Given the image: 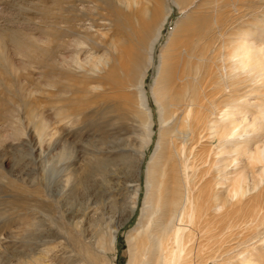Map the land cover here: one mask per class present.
I'll use <instances>...</instances> for the list:
<instances>
[{"label":"rangeland","instance_id":"obj_1","mask_svg":"<svg viewBox=\"0 0 264 264\" xmlns=\"http://www.w3.org/2000/svg\"><path fill=\"white\" fill-rule=\"evenodd\" d=\"M183 2L181 11L172 0H0V264H88L86 249L98 264L129 263L162 151L155 98L173 44L196 26L187 61L208 122L192 158L202 248L186 257L264 264V0ZM164 14L144 79L150 120L133 86L102 84L123 48L145 42L142 24ZM125 93L134 110L123 109Z\"/></svg>","mask_w":264,"mask_h":264},{"label":"bare ground","instance_id":"obj_2","mask_svg":"<svg viewBox=\"0 0 264 264\" xmlns=\"http://www.w3.org/2000/svg\"><path fill=\"white\" fill-rule=\"evenodd\" d=\"M172 2L181 11L184 10L183 0H172ZM164 16L162 22L159 21L156 15L155 18H151L147 25L142 24L143 27H148L145 42L138 41L134 45L129 44L128 47L121 50L122 55L116 57L118 67L114 66L113 69L124 72L125 75L113 71L109 79L102 84V86L110 85L112 93L115 88L126 92L127 86H133L136 89L134 92H138L140 96L139 105L142 106L147 118L150 120L153 116V110L148 104L144 79L148 68L153 65L155 53L152 52L161 37V31L168 14H164ZM196 21L198 23V20H194L193 23ZM202 27L204 26L185 27L184 34H182L185 39H179L180 42L173 44L170 51V58H172L170 61L168 60V63L170 62L174 66L170 69L169 64L168 81L166 82V78H164L163 89H158V98H155V102L161 111L162 138L160 137L161 140L158 144L162 146V151L156 149L152 154V174H149L147 181L148 184H151V187L145 200L147 209L140 216L139 227L135 233L137 239L130 247L128 264H191V260L186 257L190 251L188 248L195 246L196 243L198 244L194 247L195 249L198 248L196 250L202 248V246L199 247L201 235L200 211L199 215H196L198 214L197 208L200 206L198 204L199 194L196 192L198 184L194 179L195 173L192 172L194 169L192 158L197 159L194 154L196 148L195 135L198 133L199 128L204 127L208 122L205 104L203 103L206 95L199 93L198 96H193L191 62L187 61V59L191 60L192 43L198 38L197 33ZM144 48L146 52L149 51L148 61L147 59L145 61L142 54H140ZM109 75L110 73L107 77ZM105 89L108 90V88ZM131 97L133 96H129L127 93L121 97L124 105L123 109H135H133L134 102ZM101 100L106 104L117 101L112 94L102 95ZM91 104L94 108L98 103ZM218 136L223 139H230L224 132L219 133ZM156 160L157 163L154 164ZM99 167L101 168V166ZM222 172H219V174ZM82 183L83 181L79 185ZM138 195L139 192H136L134 197L136 200ZM219 199L220 195L210 196V200H216V203ZM136 206V201H134L133 205L130 206V217L137 209ZM229 211L226 214H229ZM131 240L130 242H132ZM74 242L77 243V240ZM110 242L115 243V236L112 237ZM88 250L86 249V252H84V260L88 264H98V256L95 252L90 250L91 253ZM197 264H203V260Z\"/></svg>","mask_w":264,"mask_h":264}]
</instances>
